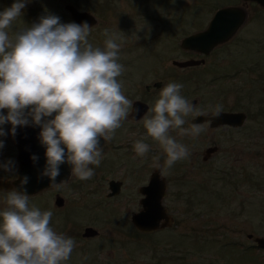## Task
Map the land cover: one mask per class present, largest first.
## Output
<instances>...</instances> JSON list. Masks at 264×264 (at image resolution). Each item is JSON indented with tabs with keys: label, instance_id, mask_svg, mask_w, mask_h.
<instances>
[{
	"label": "rangeland",
	"instance_id": "374dc122",
	"mask_svg": "<svg viewBox=\"0 0 264 264\" xmlns=\"http://www.w3.org/2000/svg\"><path fill=\"white\" fill-rule=\"evenodd\" d=\"M13 3L0 0V12ZM65 3L97 18L88 37L93 46L103 48L105 29L121 32L126 38L119 63L127 52L133 59L136 53L143 54L142 68L154 75L146 79L161 77L170 60L179 58L175 43L184 34L202 29L216 8L234 4L251 14L249 1L241 0H30L13 30L31 27L48 14L69 23ZM247 14L226 47L237 52L233 81L231 77L211 80L225 69V62L215 58L217 51L207 67H192L188 72L187 97L197 100V108L209 110L220 104L223 109L245 112L246 118L238 128L203 125L206 130L196 138L181 136L178 130L170 132L190 152L188 159L177 162L167 174L159 168L166 180L162 202L174 218L170 226L139 232L130 223V213L138 209L141 196L136 188L146 183L155 168L152 157L159 154L161 165L165 157L155 141L145 142L150 151L144 158L136 155L133 146L125 143L124 147V126L117 129L122 148L113 153L108 147L103 149V159L91 179L80 181L74 176L68 185L59 187L67 205H53L49 191L30 196V205L53 212L51 226L57 232L72 237L80 236L85 226L97 230L95 238L85 240L91 246L89 252V248L81 254L76 251L71 264H264V249L252 247L247 237L249 233L264 236V43L256 42L255 51L251 50V15L247 18ZM261 27L254 37L262 39L264 22ZM10 126H3L5 133ZM140 137L130 140L133 143ZM0 139L4 141L3 164L12 161L15 149L10 134ZM212 144L217 149L202 160V149ZM12 175L0 170V178ZM110 178L122 185L118 193L108 196ZM6 195L7 191L0 190V211L6 207Z\"/></svg>",
	"mask_w": 264,
	"mask_h": 264
},
{
	"label": "clouds",
	"instance_id": "9594fccd",
	"mask_svg": "<svg viewBox=\"0 0 264 264\" xmlns=\"http://www.w3.org/2000/svg\"><path fill=\"white\" fill-rule=\"evenodd\" d=\"M28 2L14 0L0 12V137L15 135L17 127H39L46 161L41 177L59 187L65 183H55L60 166L67 164L71 176L87 181L94 175L90 166L98 167L103 159L100 141H111L134 110L118 80L125 71L119 60L126 37L105 29L104 46L96 47L89 42L93 27L87 22L64 24L51 14L14 31ZM183 87L171 82L160 90L143 118L146 135L133 145L136 155L144 158L150 151L145 139L157 142L165 158L161 165V156H153V166L164 174L190 155L170 132L196 138L206 130L202 124L183 127L186 117L206 114L182 95ZM222 110L220 104L211 108L213 116ZM5 124L11 125L9 133ZM14 167L12 161L0 164L5 172ZM27 183L25 176L19 188L7 191L6 207L0 211V264H67L76 242L51 226V210L30 205Z\"/></svg>",
	"mask_w": 264,
	"mask_h": 264
},
{
	"label": "water",
	"instance_id": "95a60500",
	"mask_svg": "<svg viewBox=\"0 0 264 264\" xmlns=\"http://www.w3.org/2000/svg\"><path fill=\"white\" fill-rule=\"evenodd\" d=\"M242 2L250 0H241ZM258 4L264 6V0H254ZM63 8L69 14V23L81 24L87 22L89 26L97 23V18L87 10H79L70 3H65ZM246 18V11L239 5H226L216 8L206 25L197 31L185 35L180 40V45L185 48L193 49L198 52L208 53L219 43L227 41L232 37L237 29L242 25ZM38 23V22H35ZM201 59H188L184 61L174 62L178 66L199 64ZM264 92V84L261 87ZM138 117V114H135ZM246 118L245 112L237 111H221L219 115L213 116L211 111L205 115L195 116L191 123H200L209 121L210 127L219 125L240 126ZM11 129V127H10ZM40 128L35 126L17 127L14 138L17 149V169L16 177L12 180L0 179V188L13 189L19 188L20 179L27 176L28 183L24 186L27 195H33L42 189L50 186L47 177H41V172L45 166V147L39 141ZM102 140L100 141V145ZM216 145L206 146L201 152L202 160H206L215 150ZM37 157L34 161L31 157ZM67 164L60 166V175L56 178L55 183L67 178L65 167ZM119 181L110 179L108 181V196L114 195L119 191ZM141 194L139 198V208L130 214V223L139 232H151L163 227H168L174 222L173 216L168 212L167 207L163 204L162 199L166 194V180L160 174L159 169H153L147 179V182L138 187ZM54 203L57 206L62 204L59 196L55 197ZM97 231L90 226L83 230V235H96ZM251 238V234H247ZM258 246L264 247V237L256 236L253 239Z\"/></svg>",
	"mask_w": 264,
	"mask_h": 264
},
{
	"label": "flooded vegetation",
	"instance_id": "af4514ba",
	"mask_svg": "<svg viewBox=\"0 0 264 264\" xmlns=\"http://www.w3.org/2000/svg\"><path fill=\"white\" fill-rule=\"evenodd\" d=\"M249 4L251 5V14L249 13V11H248V14L247 13L246 14H247V18L249 17V15H251V50L254 52L255 51L254 44L256 42L257 43H264V41H262V40H264V36L260 35L262 37V39H260L258 37L257 38L254 37V35L256 34L255 30H263L262 29L263 27H261V26L263 25V22H264V6L258 4L254 0H250ZM232 5H234V4H232ZM257 22H260L259 26L256 25ZM195 31H197V30H195ZM237 32H238V30H237ZM237 32L232 37H230L227 41L219 43L218 45H216L208 53L198 52V51H195L193 49L182 47L180 45L181 38L187 34L192 33V32L184 34L175 43L176 44L175 48H177V50L179 51V55H178L179 58H172L170 60V66L167 67L166 69H162L161 77L159 78V76H158V77H156V79H154L153 77L150 79H146L147 77L152 75V72H148L147 69L144 70V68H142L141 65H143V63L145 62V60H142L143 54L141 55L140 53H136V56L133 59L132 57H129V55H131L132 53L127 52L126 53L127 56L123 57L120 61V63L124 66L125 71L120 76L119 81L122 82V92L132 102L134 110L130 112L128 119L126 121H124L122 123L123 125L121 126V128L124 126L122 129V131H123L122 137L124 135H127L126 138H123V146L125 143L128 144V147L133 146L135 142L132 143L130 139L136 138L139 135H141L140 139L142 137H145L144 134H145L146 130L144 129V126H143V118L145 117V115L149 114V109L154 106L155 101L159 98L160 90L164 86H166L168 83L176 82V83L183 84L184 87L182 89V95L186 99H188L194 106L197 104V100H195L194 98H188L187 97L189 94L188 89H186V87H187L186 82H187L188 77H189L188 72L190 71V69L192 67H198V66L207 67L209 65V62L211 61L210 58L213 56L214 52L217 51L214 55H215V58L219 60V62H221V63L225 62V64H223V67H225V69H223L222 72L214 73L213 74L214 76L211 77V80H218V79H221L223 77H226V78L231 77L232 81H233L234 76L237 74V70L235 67V66H237L236 62L238 61L237 60L238 58H236L237 52L235 50H233L232 48L228 49L226 47L231 44V42H232L234 36L237 34ZM188 59H201L202 61L199 64L186 65V66H178L176 63H174V62L184 61V60H188ZM208 59H210V60L208 61ZM154 67H155V65H154ZM152 76H154V75H152ZM208 111H211V109L204 110L205 113ZM223 111H237V109H223ZM135 114H138V117H135V116H137ZM193 117H195V115H190L189 117H186V120L188 121V123H186L183 127L188 128L192 124L191 120ZM195 124H202V125L208 126L209 128H215V127L209 126V121H203V122L195 123ZM240 126H242V125H240ZM240 126L219 125V126H217V128L226 127L228 129V128H238ZM9 131H10V128H9ZM115 133H116L115 138H113L111 141H103L102 140V144L100 145V147L103 149L108 147L110 153H113V151H116L119 148H122V141L120 138L119 130H116ZM131 133L134 136L129 137L128 135ZM10 136L12 138V144H13V147L15 149V152L13 153V156L11 159L12 162L14 163L15 167H14V171H13L12 176H10L9 178H0V179H6V180L14 179L16 177V169H17V160H16L17 149L15 146L13 136L12 135H10ZM151 141H153V140L150 137L145 139V142H151ZM124 147H126V146H124ZM65 167L67 168V170H66L67 178L62 179L60 182L56 183V184H59L62 181L65 182V183L61 184L59 187H61L63 185H68V183H70L74 177V176L70 175V172H71L70 165H67V166L65 165ZM90 167H92L93 169L95 168L94 165L90 166ZM155 168H153V169H155ZM150 172H149V174H150ZM159 172H160V169H159ZM110 179H112V178H110ZM114 180H118L120 182L119 183V190H120L122 182L119 179H114ZM108 181H107V188H108ZM141 185H143V184H140L137 186V188H136L137 191H138V187ZM59 187L48 186V187L42 189L41 192L42 191H49L53 196L52 197V200H53L52 204L55 206H57L54 203L55 197L56 196L61 197L62 204L60 206H57V207L62 208L64 205H67V199H65L64 196L60 194L62 192H61V189H59ZM69 188L71 190H73L72 189L73 187L72 188L69 187ZM0 190L9 191L11 189L0 188ZM37 193H35L33 195H36ZM33 195H29V196H33ZM139 198H138V201H139ZM138 205H139V203H138ZM85 227H87V226H85ZM85 227H83L80 236H72L71 237L75 240V242L77 244V246L75 247L72 254H76V251H79V254H81L83 251L87 250L88 248L89 249L87 252H89V250L91 249L90 244L87 245L88 241H85V240L93 239L97 236V234L96 235H90V236L83 235V230ZM256 236L264 237L261 235H255V234L251 233V242H252L251 246L254 248H257V249H264V247L258 246L257 243L253 240L254 237H256ZM80 251H82V252L80 253ZM67 264H71L70 261H67Z\"/></svg>",
	"mask_w": 264,
	"mask_h": 264
}]
</instances>
